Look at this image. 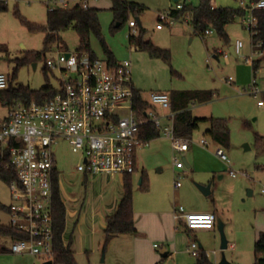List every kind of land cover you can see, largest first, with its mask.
<instances>
[{
    "label": "rangeland",
    "instance_id": "obj_1",
    "mask_svg": "<svg viewBox=\"0 0 264 264\" xmlns=\"http://www.w3.org/2000/svg\"><path fill=\"white\" fill-rule=\"evenodd\" d=\"M0 73L9 78L11 87L20 85L40 90L50 86L55 91L61 88V74L46 67V59L54 56L58 48L45 49V35L32 34L21 24L18 16L27 21L44 26L50 6L64 7L56 0H0ZM85 0H67L70 7L81 5ZM144 6L140 16H131L137 27L132 29L129 21L115 29L111 0H89L91 8L99 9L101 37H93L90 50L101 60H109V51L118 61L132 63V84L142 99L152 105L153 93L172 95L182 91H210L213 100L192 104L193 115L197 118H222L230 128V146L223 147L230 164L222 162L215 154L218 145L205 131L208 124L202 123L194 132L191 140L195 144L184 160V170H175L172 142L165 136L150 141L145 149L146 160L141 161L139 170L133 174L134 208L139 210L155 208L157 205H170L172 208L184 207L189 213H214L225 224L228 248L221 249V234L218 229H186L184 224L174 222L176 231H172L170 240L162 242L156 238L153 243L164 246L156 251L160 260L162 254L171 248L174 255L158 264H197V258L190 254L189 246L193 240L204 246V251L212 264H255V246L264 235V154H260L256 145V136H264V64L257 70L253 62L262 60L252 50V35L239 16L231 23L226 32L227 43L217 32L207 37L196 33L186 16L168 20L162 30L156 25L160 13L176 8L173 0H127ZM249 2L250 0H244ZM186 7H198L200 0H179ZM216 8L240 9L239 0H216ZM143 37L145 41L168 50L170 61L151 57L147 52L131 45L129 36ZM63 48L76 55L81 51L78 34L73 30L60 33ZM242 41V54L249 57H235L230 51L237 41ZM26 51L42 53L37 63H28L17 69V59H22ZM264 51V50H263ZM220 52H229L226 60ZM264 60V59H263ZM34 64H37L34 68ZM16 71V72H15ZM232 77L234 82L227 83ZM256 89V90H255ZM8 115V107L0 101V120ZM166 124V123H165ZM205 139L208 148H202L198 142ZM154 152V153H152ZM57 172L59 173L60 192L66 205L77 208L78 205L97 204L90 195V186L83 175L77 171L82 160L80 151H75L65 141L53 146ZM189 165V166H188ZM230 169L238 172L232 177ZM181 176L182 187L175 189ZM147 175L149 188H140L139 181ZM211 186V194L205 195L199 186ZM193 190V191H192ZM252 191V195H249ZM78 201L72 203L73 199ZM93 202V203H91ZM0 225H9L11 221L9 207L12 204L10 187L0 176ZM96 207V206H95ZM135 210V209H134ZM96 250L99 243L102 248L92 253L76 255L78 264H131L129 257H121L124 245L105 249L104 263H101L104 250V236L98 230L94 239ZM12 241L0 237V264H45L39 257L30 254L12 253ZM110 244V243H109ZM170 245V246H168ZM90 250V249H89Z\"/></svg>",
    "mask_w": 264,
    "mask_h": 264
},
{
    "label": "built area",
    "instance_id": "obj_2",
    "mask_svg": "<svg viewBox=\"0 0 264 264\" xmlns=\"http://www.w3.org/2000/svg\"><path fill=\"white\" fill-rule=\"evenodd\" d=\"M56 1L67 6V0ZM239 4L245 12L242 18L247 30L252 36L257 35L259 20L255 12L264 10V0H239ZM81 6L88 10L89 0ZM54 8L49 7L50 10ZM181 8L182 5L177 4L175 10ZM169 19H177L172 10L160 13L156 28L162 30ZM129 26L134 29L137 23L131 20ZM212 33L207 31L208 35ZM262 46L261 42H253L254 53L258 56L264 55ZM242 48L243 42L237 41L234 45L236 57L250 61L243 56ZM219 54L226 60L230 57L229 52ZM45 63L49 70L60 72L61 88L43 102L17 101L8 107V115L0 120V176L8 178L12 196L9 225L27 236L13 241L11 252L30 254L47 263L54 258L55 144L65 140L75 151L81 152L82 160L77 165L79 173L125 176L136 172L137 152L150 144L141 137L148 124H153L162 136L171 140L176 170L185 169L179 157L188 153L195 143L176 135L177 113L172 110L170 95L153 93L152 105L143 110L135 108L131 61L110 63L86 51L76 55L58 49ZM233 82L232 77L227 79V83ZM9 86V78L0 73V91ZM198 145L209 147L205 139ZM215 154L222 162L230 164L223 148L218 147ZM230 174L235 178L239 173L230 169ZM175 175L178 179L175 187L180 188L181 176ZM174 218L183 221L192 232L212 230L217 226L214 213H189L182 206L175 209ZM154 247L160 246L155 244ZM189 250L198 258L201 246L192 241Z\"/></svg>",
    "mask_w": 264,
    "mask_h": 264
},
{
    "label": "trees",
    "instance_id": "obj_3",
    "mask_svg": "<svg viewBox=\"0 0 264 264\" xmlns=\"http://www.w3.org/2000/svg\"><path fill=\"white\" fill-rule=\"evenodd\" d=\"M111 11L114 14L115 29L120 28L123 24L130 21L131 16H140L144 12V6L129 2L127 0H111ZM216 0H200L198 7H186L182 5L181 10H172V14L177 17H188L189 24L202 37H207V31L217 32L221 40L225 43L229 41L226 28L245 12L242 9L216 8L214 2ZM3 2H0V5ZM259 20L258 34L252 36L254 43L261 42L264 50V10L255 12ZM21 24L29 33H41L45 35V49L56 46L58 49L63 48V42L60 33L65 30L73 29L79 37L81 51H86L92 57L97 55L90 50L91 40L93 37H101V24L99 19V9L89 8L84 10L79 4L73 7L69 5L61 8L55 7L50 10L48 8L47 24L44 26L33 24L21 16H18ZM131 45H136L140 50L147 52L151 57L162 58L170 61L171 56L168 50H164L155 46L150 41H145L140 35L129 36ZM109 54L110 63L117 61ZM42 59V53L36 51H26L24 58L17 59V69L28 63H37ZM37 65V64H36ZM253 68L259 69L258 62H253ZM15 71V72H16ZM56 91L50 86L40 90L32 89L29 86L20 85L19 87H11L7 90L0 91V101L3 105L9 107L17 101L23 102H43L54 96ZM172 110L175 111L176 117L174 121V130L177 136L191 139L194 132L200 128L202 123L209 125L205 131V135L210 137L218 147L230 146V128L228 122L222 118H197L193 115L191 109L192 104L206 103L213 100L214 94L210 91H182L176 92L171 96ZM134 105L138 110L146 109L148 104L145 102L139 91L134 89ZM161 136L160 132L153 124L144 127L141 137L146 141H152ZM256 145L258 152L264 154V136H256ZM137 171V170H136ZM133 174L125 175L124 179V195L121 199L117 211L107 217L106 228L104 231V246L122 235L137 236L139 232L134 222V195H133ZM4 179V178H3ZM11 179V178H9ZM8 182V178L4 179ZM59 173H55L54 177V202H53V218H54V258L52 264H78L75 253L70 246H65L63 235L66 227V207L61 199L59 186ZM140 188L146 190L149 188L147 175H143ZM0 206L4 208L1 204ZM0 237L10 239L12 242L17 239H24L23 233L17 231L10 225H0ZM11 251V250H10ZM47 264V263H45ZM197 264H212L206 255L204 249H201L197 258ZM255 264H264V235L261 242L255 246Z\"/></svg>",
    "mask_w": 264,
    "mask_h": 264
},
{
    "label": "crops",
    "instance_id": "obj_4",
    "mask_svg": "<svg viewBox=\"0 0 264 264\" xmlns=\"http://www.w3.org/2000/svg\"><path fill=\"white\" fill-rule=\"evenodd\" d=\"M252 50L254 51L253 41ZM259 57L264 59V55ZM263 59L255 61L258 62L259 68L264 64ZM145 149L146 147L137 152V171L139 170L140 162L146 160ZM186 156L187 153L183 156L184 160H186ZM81 174L83 175L85 181H87V185L90 186V195L93 197V202L97 203L95 205L96 207L93 204L88 203L86 209H84V204L78 205L77 208L73 206L69 209L61 195V199L66 207V227L63 240L65 246H70L75 255H80L85 252L92 254L96 251L100 252L102 243H99V248L96 250L94 242L95 235H97L98 230H101L102 235L105 236L104 231L106 228V219L117 211L119 203L124 195L123 185L125 176L121 174ZM180 188L175 187L177 190ZM77 201L78 200L75 198L72 200V203ZM134 209V222L139 235L119 236L113 239L107 247L116 248L118 245H124L125 248L121 251L119 256H123L125 258L130 256L129 259H131V264H158L160 261L173 256L174 251L170 248L169 252L162 254V258L160 260L159 254L156 251L164 249V246L162 245L159 248H155L154 246L156 243L153 242L156 238L161 239L162 242L170 240L172 231H176L173 227L175 224L174 222L184 224L183 221H179L174 218L176 208L173 209L170 205H157L153 209L149 208L139 210L138 207H135ZM216 228L217 226L214 229ZM193 241L197 242V240ZM199 245L201 246V249H204V246L201 243ZM107 247L105 248L104 246V250L107 249ZM106 260L107 259L105 258V261Z\"/></svg>",
    "mask_w": 264,
    "mask_h": 264
},
{
    "label": "water",
    "instance_id": "obj_5",
    "mask_svg": "<svg viewBox=\"0 0 264 264\" xmlns=\"http://www.w3.org/2000/svg\"><path fill=\"white\" fill-rule=\"evenodd\" d=\"M175 3H178L179 0H173ZM229 51L234 55L236 56L235 54V49H234V46H232ZM36 64H34V68H36ZM142 182V179H140L139 181V185L141 184ZM199 188L201 189V191L205 194V195H210L211 194V186L210 185H207V186H199ZM249 195H252V191H249ZM217 229L218 231L220 232L221 234V249L222 250H226L228 248V240L226 238V235H225V224L221 221V220H218L217 221ZM105 262V250H103V256H102V260H101V263H104ZM47 264H52V261H49L47 262ZM221 264H226L225 261H223Z\"/></svg>",
    "mask_w": 264,
    "mask_h": 264
}]
</instances>
